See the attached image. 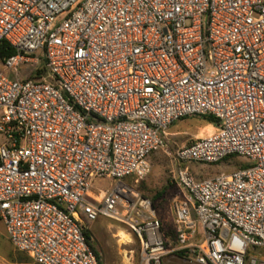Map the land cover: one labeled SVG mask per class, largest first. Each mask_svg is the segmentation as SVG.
<instances>
[{"label": "built area", "instance_id": "1", "mask_svg": "<svg viewBox=\"0 0 264 264\" xmlns=\"http://www.w3.org/2000/svg\"><path fill=\"white\" fill-rule=\"evenodd\" d=\"M4 45L0 220L17 252L99 264L83 216L127 226L141 264H264V0H0ZM204 116L214 130L176 163L247 165L176 171L170 249L136 187L170 126Z\"/></svg>", "mask_w": 264, "mask_h": 264}, {"label": "rangeland", "instance_id": "2", "mask_svg": "<svg viewBox=\"0 0 264 264\" xmlns=\"http://www.w3.org/2000/svg\"><path fill=\"white\" fill-rule=\"evenodd\" d=\"M23 77L33 70H22ZM209 125L200 117L185 118L175 122L167 130L165 138L166 148L163 151L153 152L149 159V173L137 185V190L143 198L152 202L155 217L161 224V232L168 241L169 248L174 242V201L181 196L180 188L174 183L173 175L181 167H187L197 179H211L220 174H227L247 165L242 157L232 156L217 164H201L190 162L179 164L175 161L176 151L187 145L194 138L204 136L210 131ZM131 183V178L124 180ZM111 182L100 180L94 185V194L98 199L102 193L109 190ZM85 229L89 232L90 242L97 252L99 264H141V251L137 238L125 225L113 220L100 218L89 223L80 216ZM126 235L128 242L123 239ZM0 264H34L27 256L15 250L9 242L5 227L0 220ZM169 264H177L170 260Z\"/></svg>", "mask_w": 264, "mask_h": 264}, {"label": "trees", "instance_id": "3", "mask_svg": "<svg viewBox=\"0 0 264 264\" xmlns=\"http://www.w3.org/2000/svg\"><path fill=\"white\" fill-rule=\"evenodd\" d=\"M13 54H14V51L12 49H9L6 45H4L2 47L1 53H0L1 57L10 56V55H13ZM201 120L206 122L207 125L212 126V125H210L211 123H213V119L211 117L204 116V117L201 118ZM84 234L86 236V239L88 241L90 249L93 251V253L96 255V257L98 259L97 252L94 250V247H93V245L90 242V235H89V232L86 229H84ZM98 262H99V259H98Z\"/></svg>", "mask_w": 264, "mask_h": 264}, {"label": "bare ground", "instance_id": "4", "mask_svg": "<svg viewBox=\"0 0 264 264\" xmlns=\"http://www.w3.org/2000/svg\"><path fill=\"white\" fill-rule=\"evenodd\" d=\"M213 128H214V127L211 126V129H212L211 132L214 130ZM206 134H207V133H206ZM204 135H205V134H204ZM202 136H203V135H201V137H202ZM198 138H199V137H198ZM123 239L126 241V243H129V242H128V238L126 237V235L123 237Z\"/></svg>", "mask_w": 264, "mask_h": 264}, {"label": "crops", "instance_id": "5", "mask_svg": "<svg viewBox=\"0 0 264 264\" xmlns=\"http://www.w3.org/2000/svg\"><path fill=\"white\" fill-rule=\"evenodd\" d=\"M208 128H210V131H209V132H211V130H212V129H211V126H209ZM209 132H208V133H209Z\"/></svg>", "mask_w": 264, "mask_h": 264}]
</instances>
